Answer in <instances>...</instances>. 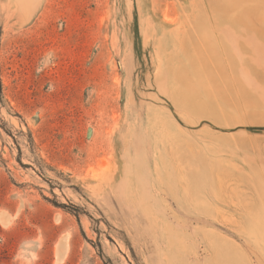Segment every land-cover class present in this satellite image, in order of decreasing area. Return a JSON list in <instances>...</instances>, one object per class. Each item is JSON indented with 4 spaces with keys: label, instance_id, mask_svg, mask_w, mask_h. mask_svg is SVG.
<instances>
[{
    "label": "rangeland",
    "instance_id": "obj_1",
    "mask_svg": "<svg viewBox=\"0 0 264 264\" xmlns=\"http://www.w3.org/2000/svg\"><path fill=\"white\" fill-rule=\"evenodd\" d=\"M0 264H264V0H0Z\"/></svg>",
    "mask_w": 264,
    "mask_h": 264
}]
</instances>
